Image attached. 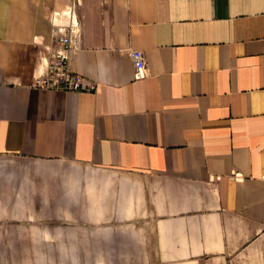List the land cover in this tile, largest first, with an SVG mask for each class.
Segmentation results:
<instances>
[{
    "label": "crops",
    "instance_id": "0c3cea01",
    "mask_svg": "<svg viewBox=\"0 0 264 264\" xmlns=\"http://www.w3.org/2000/svg\"><path fill=\"white\" fill-rule=\"evenodd\" d=\"M71 1L0 0V264H264V0H82L35 86Z\"/></svg>",
    "mask_w": 264,
    "mask_h": 264
},
{
    "label": "built area",
    "instance_id": "2783aa9c",
    "mask_svg": "<svg viewBox=\"0 0 264 264\" xmlns=\"http://www.w3.org/2000/svg\"><path fill=\"white\" fill-rule=\"evenodd\" d=\"M82 0H72L66 8L51 12L53 37L58 35V47L47 49L40 54L42 71L33 85L44 89L65 91H95V81L71 70L70 60L81 36V23L77 7ZM46 51H49L48 53ZM130 55L134 62V79L142 80L148 76L145 54L140 49H132Z\"/></svg>",
    "mask_w": 264,
    "mask_h": 264
}]
</instances>
